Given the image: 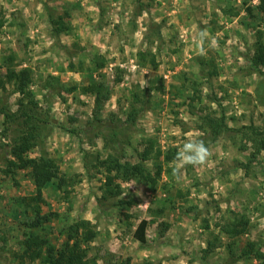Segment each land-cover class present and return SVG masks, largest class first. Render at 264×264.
Instances as JSON below:
<instances>
[{"label":"rangeland","instance_id":"rangeland-1","mask_svg":"<svg viewBox=\"0 0 264 264\" xmlns=\"http://www.w3.org/2000/svg\"><path fill=\"white\" fill-rule=\"evenodd\" d=\"M259 5L260 0H0V161L2 146L11 150L28 129L1 113L7 108L16 114L22 98L6 77L12 59L11 69L33 72L31 91L50 112L43 124L45 145L60 175L75 182L64 189L49 185L38 202L29 170L5 176L0 165V264H20L32 230L25 223L40 216L42 225L32 231L60 248L75 222H91L99 235L86 246L98 264H261L242 256L249 242L264 252V150L258 153L264 76L250 72V59L264 47ZM50 13L70 14L71 32L56 39ZM201 32H207L203 40ZM103 60L106 65L95 71V61ZM51 77L62 88L53 95L44 85ZM91 82L109 91L102 118L116 132L114 144L93 130L95 96L84 93ZM133 108L138 119L128 126ZM190 138L203 140L210 155L204 165H186L174 176V161L164 156L169 150L177 154ZM150 141L163 167L157 185L118 181L122 195L103 200L101 208L105 177L98 159L115 153L138 162ZM146 166L156 171V162ZM243 215L250 229L234 241L223 227ZM142 220L149 222L146 244L134 238Z\"/></svg>","mask_w":264,"mask_h":264},{"label":"trees","instance_id":"trees-1","mask_svg":"<svg viewBox=\"0 0 264 264\" xmlns=\"http://www.w3.org/2000/svg\"><path fill=\"white\" fill-rule=\"evenodd\" d=\"M260 15L264 16V0H260L258 6ZM248 11L252 17L254 16V10L248 8ZM70 18V14L64 13L58 17H54L50 13L49 21L52 26V33L56 39L62 34H68L71 32V25L66 19ZM4 19H0V30L4 27ZM144 56V55H142ZM85 64V62H83ZM155 63V60L153 61ZM9 67L7 68L6 77L10 83L14 84L16 93L22 98L19 99V109L16 114H12L7 108H3L1 113L6 118L7 122L20 121L24 122V128H28L26 132L21 136L20 140L9 150L8 145L2 146V155L0 165L4 167L3 174L9 176L16 171L29 170L31 179L34 183L37 196L36 201L41 202L44 195V190L51 184H56L58 189H64L68 185L74 182L72 179H67L66 176L60 175V167L55 159L50 157V154L45 145L43 133V124L48 123L49 110H43L39 101L36 100L35 95L32 93V86L36 85V78L33 72L29 69H23L16 71L11 69L12 59L7 60ZM251 70L250 72L259 73L264 76V47L250 59ZM106 65V61L102 63L95 61L93 69L98 71ZM143 65H146L143 63ZM78 66L70 64V69L75 71ZM83 67V64L80 65ZM92 69V70H93ZM59 78L51 77L44 83L46 89H49L50 95L59 93L61 86L59 85ZM4 83V82H1ZM84 93L92 94L95 96V114L97 124L93 125V130L97 135H101L108 144H114L116 142V132H113V128L108 124L104 125L102 118L104 103L109 99V91L102 84L97 82H91L86 88ZM137 103L140 102V96L138 93L133 94ZM49 109V108H48ZM135 109V110H134ZM46 111V112H45ZM45 112V118L42 116ZM139 112L136 108H133L131 112L127 114L128 120L125 122L128 126H133L138 119ZM17 116V117H14ZM42 118V119H41ZM17 119V120H16ZM128 129V127L126 128ZM155 141H150L143 152L139 153V161L131 162L124 161L123 158L115 153H110L104 160L98 159L97 169H100L104 173V183L102 186V197L98 199V203L102 208V201L112 198L120 197L123 193L121 185L118 181L130 182L138 181L141 183L155 186L158 183L159 178L162 176L163 167L158 164L160 157H155ZM39 151V156L33 158L30 154L35 151ZM116 150V149H115ZM264 150V141L261 148H258V153ZM90 154H85V159L89 158ZM176 154L173 151H168L164 156V161L168 163L174 161ZM12 157L13 159H10ZM148 161L156 162V171L151 172L146 163ZM58 181V184L55 183ZM71 183V184H70ZM122 204L127 202L122 201ZM40 214V212H39ZM43 223V218L38 217L33 223L25 225L29 229L39 228ZM149 222L142 220L138 224L134 238L139 242L147 243V229ZM168 227V226H166ZM250 229V220L246 215H243L239 220L233 221L231 224H226L223 227V232L234 241H237L242 236L246 235ZM30 231L24 242L26 249L19 258L20 264H98L95 258H90L87 244L95 241L98 237V232L94 228L91 222L77 221L70 230L67 231L66 241L63 246L57 247L52 245L50 240L43 238L33 231ZM232 247V245H231ZM242 256L254 258L264 264V252L258 248L254 242H249L243 247ZM125 264H132L127 261ZM139 264H151L149 262Z\"/></svg>","mask_w":264,"mask_h":264},{"label":"clouds","instance_id":"clouds-1","mask_svg":"<svg viewBox=\"0 0 264 264\" xmlns=\"http://www.w3.org/2000/svg\"><path fill=\"white\" fill-rule=\"evenodd\" d=\"M201 40L207 37V32H201ZM211 47L216 46V41H211ZM203 51V49H201ZM210 155V149L203 140L189 139L174 157L173 175H177L186 165L202 166L206 163Z\"/></svg>","mask_w":264,"mask_h":264}]
</instances>
